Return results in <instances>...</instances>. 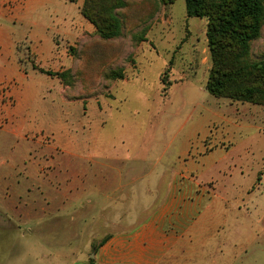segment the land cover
I'll use <instances>...</instances> for the list:
<instances>
[{"label": "rangeland", "instance_id": "rangeland-1", "mask_svg": "<svg viewBox=\"0 0 264 264\" xmlns=\"http://www.w3.org/2000/svg\"><path fill=\"white\" fill-rule=\"evenodd\" d=\"M122 2L113 10L118 37L96 32L86 45H43L61 54L59 70L50 67L44 48L35 57L29 45L17 46L21 76L0 80V123L12 121L7 134L0 130V157L40 153L43 163L51 161L47 172H77L71 175H85L79 180L88 187L105 181L92 170L113 164L112 185L126 187L109 204L115 222L123 211L131 223L144 220L174 182L190 187V197L210 204L207 213L222 222L177 251V264H264V102L207 93V21L187 17L184 0ZM245 60L264 62V17ZM25 144L34 145V153L19 151ZM123 169L131 174L121 180ZM53 196L59 207V195ZM70 198L34 221L24 211L11 229L0 224V264H91L111 227L98 217L92 226L79 225L76 208L88 209L86 223L99 211L90 199L76 204ZM173 257L159 264H174Z\"/></svg>", "mask_w": 264, "mask_h": 264}, {"label": "crops", "instance_id": "crops-1", "mask_svg": "<svg viewBox=\"0 0 264 264\" xmlns=\"http://www.w3.org/2000/svg\"><path fill=\"white\" fill-rule=\"evenodd\" d=\"M81 6L82 1L0 0V80L14 82L20 78L16 50L18 45H29L35 57L45 50L50 67L59 70L64 66L61 54L57 55L59 53L51 52L49 46L45 48L43 45H86L91 38L96 37L94 26L80 12ZM2 107L4 105L0 100V116ZM11 110L10 107L6 111V117L11 116ZM8 123L12 125V121L0 123V130L5 134L11 129ZM33 146L21 145L19 151L34 153ZM20 155L22 153L12 154L8 159L0 157V224L11 229L12 222L23 219L20 213L24 211L28 213V221H34L41 215L44 217L50 210L62 209L73 200L70 198L72 195L76 204L83 199H90V207L97 209L99 214L94 215L90 223H86L88 209L81 205L80 212L76 208L78 224L83 227L92 226L98 217L96 222L101 220V226L105 229L111 227L105 237L98 240L100 244L93 253L91 264H159L171 252H174V264H177L181 259L177 251H183L191 238L210 232L212 226L222 222L207 213L211 209L210 204L203 205L196 196L192 199L191 188L175 185V182L166 188L162 202L144 220L131 223V220L125 218L129 217V213L123 211L126 215L121 216L123 214L118 211L120 213L117 216L120 217L115 222V219H111L115 217V212H108L111 210L109 204L115 202L116 193L124 194L126 187L121 184L112 185L110 178L113 177V164H108L106 171L92 170V177L105 178V181L99 184L96 179L97 185L90 184L88 187L80 181L85 175L75 177L77 172H74L75 175H71L74 174L72 172H58L57 176L54 172H47L45 169H49L51 161L43 163L40 153L37 156ZM26 160L30 163L29 167H26ZM23 170L24 173L21 172ZM124 170L118 172L121 180L131 174L129 171L125 174ZM31 195L33 197L29 199ZM53 195H59V207L52 205ZM21 203L25 208H20ZM202 245V250L209 254L207 245ZM201 254L204 257L203 252ZM31 257H35L33 252Z\"/></svg>", "mask_w": 264, "mask_h": 264}, {"label": "trees", "instance_id": "trees-1", "mask_svg": "<svg viewBox=\"0 0 264 264\" xmlns=\"http://www.w3.org/2000/svg\"><path fill=\"white\" fill-rule=\"evenodd\" d=\"M67 1H82V16L94 26L101 38L111 39L120 35L121 23L113 10L124 6L122 0ZM173 1L162 0L163 3ZM184 1L187 17L207 21L205 36L211 60L205 84L207 93L230 101L261 105L264 102V62L249 63L245 57L250 42L260 33L264 0ZM46 74L52 75L50 72ZM110 76L123 79L121 74L111 73Z\"/></svg>", "mask_w": 264, "mask_h": 264}, {"label": "built area", "instance_id": "built-area-1", "mask_svg": "<svg viewBox=\"0 0 264 264\" xmlns=\"http://www.w3.org/2000/svg\"><path fill=\"white\" fill-rule=\"evenodd\" d=\"M2 87H3V88H2ZM1 88L3 89V91L5 90L3 84L0 83V89H1Z\"/></svg>", "mask_w": 264, "mask_h": 264}]
</instances>
